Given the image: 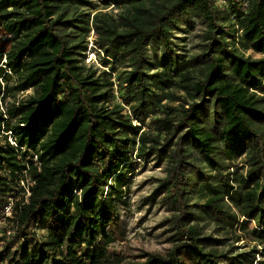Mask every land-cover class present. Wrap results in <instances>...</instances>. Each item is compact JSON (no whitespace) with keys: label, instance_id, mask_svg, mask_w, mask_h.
Wrapping results in <instances>:
<instances>
[{"label":"trees","instance_id":"obj_1","mask_svg":"<svg viewBox=\"0 0 264 264\" xmlns=\"http://www.w3.org/2000/svg\"><path fill=\"white\" fill-rule=\"evenodd\" d=\"M100 2L0 0V264H264V0ZM151 162L173 246L130 255L121 211Z\"/></svg>","mask_w":264,"mask_h":264},{"label":"rangeland","instance_id":"obj_2","mask_svg":"<svg viewBox=\"0 0 264 264\" xmlns=\"http://www.w3.org/2000/svg\"><path fill=\"white\" fill-rule=\"evenodd\" d=\"M95 7L102 8L100 0H92ZM219 6L223 8L220 3ZM102 10V9H100ZM107 11L111 8L106 9ZM113 12L117 10L113 9ZM203 25L193 18L187 25H182L176 31L175 43L182 53L186 55L197 54L200 52L203 39ZM95 33L91 31L89 37V46L85 55L87 63L94 62L96 66L103 67L100 63L101 53H97L93 41ZM255 58L262 57L252 51L246 52ZM152 62H156L154 52L149 54ZM28 91L27 93H30ZM211 118V114H209ZM208 120V119H207ZM163 166L158 167L153 162L143 163L138 166L136 173L131 177L130 192L127 197V206L121 211L122 241H117L115 246L122 249L130 255H136L141 252L165 253L173 246V222L172 213L163 203L162 196L157 195L159 181L164 177ZM194 203L199 201L195 199ZM207 227L206 233H213V226L207 217L201 220ZM245 241L235 245L240 249Z\"/></svg>","mask_w":264,"mask_h":264},{"label":"built area","instance_id":"obj_3","mask_svg":"<svg viewBox=\"0 0 264 264\" xmlns=\"http://www.w3.org/2000/svg\"><path fill=\"white\" fill-rule=\"evenodd\" d=\"M13 213V208H12V200L7 204L4 210V217L0 221V237L4 234L3 230L1 229L2 224L5 223L7 217H11ZM11 230L7 231V234H10Z\"/></svg>","mask_w":264,"mask_h":264}]
</instances>
